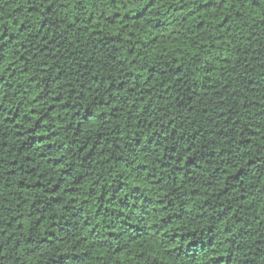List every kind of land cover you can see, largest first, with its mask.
Here are the masks:
<instances>
[{
	"label": "trees",
	"instance_id": "obj_1",
	"mask_svg": "<svg viewBox=\"0 0 264 264\" xmlns=\"http://www.w3.org/2000/svg\"><path fill=\"white\" fill-rule=\"evenodd\" d=\"M0 264H264V0H0Z\"/></svg>",
	"mask_w": 264,
	"mask_h": 264
}]
</instances>
